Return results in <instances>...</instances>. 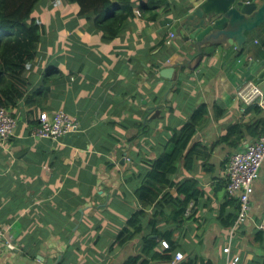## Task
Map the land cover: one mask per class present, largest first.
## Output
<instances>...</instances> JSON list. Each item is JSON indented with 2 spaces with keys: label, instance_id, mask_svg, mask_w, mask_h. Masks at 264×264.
<instances>
[{
  "label": "crops",
  "instance_id": "obj_1",
  "mask_svg": "<svg viewBox=\"0 0 264 264\" xmlns=\"http://www.w3.org/2000/svg\"><path fill=\"white\" fill-rule=\"evenodd\" d=\"M157 1L145 13L133 0L134 15L112 39L75 4L38 3L44 30L18 84L25 95L7 106L19 126L0 138V264H171L179 251V264H264V162L249 217L235 230L239 200L227 191L231 156L264 132V107L236 99L247 82L264 90V24L238 55L219 46L191 69L190 43L178 34L167 41L205 0ZM177 63L174 84L161 71ZM202 104L208 116L188 154L167 180L152 181ZM60 109L77 119L76 131L58 140L31 133L41 112Z\"/></svg>",
  "mask_w": 264,
  "mask_h": 264
},
{
  "label": "trees",
  "instance_id": "obj_2",
  "mask_svg": "<svg viewBox=\"0 0 264 264\" xmlns=\"http://www.w3.org/2000/svg\"><path fill=\"white\" fill-rule=\"evenodd\" d=\"M66 1L77 5L80 14L86 15L90 19L94 18V26L102 31L104 37L109 39L118 36L129 18L135 13L133 0ZM39 2L40 0H0V59H4L6 65L4 66L0 60V106H9L25 95V91L18 89V84L21 82L24 70L33 59L35 54L33 48L40 40L44 30L43 24L33 16ZM140 3V9L145 13L160 5V1L157 0H141ZM4 70L7 71L4 72ZM5 73L10 75L9 80L4 77ZM257 108L261 109L260 106ZM207 116V105H200L192 115L190 122L179 133L172 151L156 163L154 173L149 175L152 181L167 180V173L176 171L178 160L186 154L197 128L206 121ZM239 129L240 126L235 125L225 137L233 135ZM225 137L218 138L212 146L226 141ZM234 145L233 147L236 149L238 145L236 143ZM192 154L193 150L189 155ZM161 187L164 186H159L157 190H160ZM191 197L193 196L188 197L182 204L180 215L185 212ZM130 236L131 234L123 231L120 237L125 241ZM135 263L136 257H133L126 264Z\"/></svg>",
  "mask_w": 264,
  "mask_h": 264
},
{
  "label": "built area",
  "instance_id": "obj_3",
  "mask_svg": "<svg viewBox=\"0 0 264 264\" xmlns=\"http://www.w3.org/2000/svg\"><path fill=\"white\" fill-rule=\"evenodd\" d=\"M171 25V23L169 24ZM176 36V32L171 30L168 43ZM236 99L245 102L247 105L258 104L264 107V90L254 82H247L244 86L237 90ZM19 126L18 118L13 110L7 106H0V138L9 141ZM78 128L77 119L70 116L66 111L60 109L54 114L48 111L40 113L38 123L32 127V134L40 138L60 139L65 134L76 131ZM264 162V132L253 142L249 143L245 149L235 152L230 159L228 166V194L230 197L238 198L240 209L236 219V227L244 222L250 214L252 208V194L254 192V182L259 178L261 167ZM6 231L0 228V241H2ZM9 248H13L14 244L9 241L6 243ZM162 246L170 248L168 240L161 241ZM230 252L228 245L224 249ZM184 258V254L176 252L174 260L171 264H179ZM238 257L233 258L229 264H236Z\"/></svg>",
  "mask_w": 264,
  "mask_h": 264
},
{
  "label": "water",
  "instance_id": "obj_4",
  "mask_svg": "<svg viewBox=\"0 0 264 264\" xmlns=\"http://www.w3.org/2000/svg\"><path fill=\"white\" fill-rule=\"evenodd\" d=\"M264 24V0H205L192 5L185 16L178 19V31L189 42L198 60L191 69L197 68L204 55H210L219 46H235L238 55L248 40V33ZM185 33V34H184ZM180 64L164 68L161 74L176 84Z\"/></svg>",
  "mask_w": 264,
  "mask_h": 264
},
{
  "label": "clouds",
  "instance_id": "obj_5",
  "mask_svg": "<svg viewBox=\"0 0 264 264\" xmlns=\"http://www.w3.org/2000/svg\"><path fill=\"white\" fill-rule=\"evenodd\" d=\"M260 106V105H259ZM231 159V158H230ZM229 180V179H228ZM229 183V182H228ZM234 198H236V197H234ZM238 199V198H237Z\"/></svg>",
  "mask_w": 264,
  "mask_h": 264
},
{
  "label": "rangeland",
  "instance_id": "obj_6",
  "mask_svg": "<svg viewBox=\"0 0 264 264\" xmlns=\"http://www.w3.org/2000/svg\"><path fill=\"white\" fill-rule=\"evenodd\" d=\"M54 1V0H53ZM48 10H50V9H48ZM36 15V14H35Z\"/></svg>",
  "mask_w": 264,
  "mask_h": 264
}]
</instances>
